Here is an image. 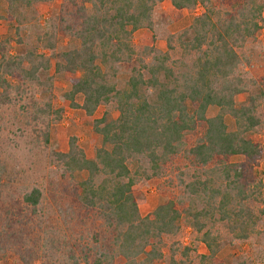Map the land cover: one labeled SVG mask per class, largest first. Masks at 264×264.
<instances>
[{
  "label": "trees",
  "instance_id": "16d2710c",
  "mask_svg": "<svg viewBox=\"0 0 264 264\" xmlns=\"http://www.w3.org/2000/svg\"><path fill=\"white\" fill-rule=\"evenodd\" d=\"M54 1L0 0L7 14L0 19L11 27L0 39V125L11 114L22 118L16 130L27 126L34 147L70 181L61 220L87 240L65 254L66 245L53 238L57 221L50 223L42 209L43 192L32 186L0 208V264L14 258L20 264H216L219 236L209 230L215 223L241 243L260 235L263 186L243 178L245 166L264 157V70L260 81L248 75L252 58H261L264 0H169L173 13L198 5L202 12L166 38L165 52L154 39L134 42L137 31L154 29L165 0H60L58 12L41 22V9ZM61 38L73 45L58 51ZM119 65L131 66L122 88ZM56 77L66 83L60 97L70 109L88 118L109 104L117 112L115 119L93 121L102 147L92 156L76 138L64 150L50 147L51 129L64 115ZM209 108L217 110L212 117ZM5 169L0 157V179ZM168 170L179 175V197L141 216L138 189ZM79 174L85 177L76 181ZM184 226L208 255L195 262L193 247L180 244L168 248L165 260L163 240Z\"/></svg>",
  "mask_w": 264,
  "mask_h": 264
},
{
  "label": "rangeland",
  "instance_id": "374dc122",
  "mask_svg": "<svg viewBox=\"0 0 264 264\" xmlns=\"http://www.w3.org/2000/svg\"><path fill=\"white\" fill-rule=\"evenodd\" d=\"M59 3L60 0H55L51 6L41 9V22L50 16H54L58 12ZM4 8V5H0V15L5 18L7 14ZM172 10L169 0L161 3L154 14V29L151 32L147 30L137 31L134 34L135 44L138 46L143 45L154 39L153 45L160 51L165 52L167 49L166 38L185 29L191 23L192 19L202 12L200 5L192 11L184 10L173 13ZM10 35V24L4 19H0V39H5ZM72 45L67 38H61L58 42L57 50H67ZM258 45L262 51L261 58H252V68H249L248 71L249 78L255 79L256 81H260L263 77L264 30L258 35ZM130 67L128 65H119V72L116 79L118 88L124 86L129 76ZM246 70L248 69L246 68ZM65 87L66 83L64 79L62 77H56L54 93L57 98V103L64 107V115L61 122L54 125L51 129L50 147L56 150H64L69 139L76 138L78 146L88 156H92L96 149L102 147L101 136L93 130V121L103 116L107 120L115 119L117 112L113 104H109L98 107L94 115L88 118L82 110L70 109L61 101L60 94ZM237 100H244V97L241 96ZM77 102L80 104L81 100ZM216 112L217 110L215 108H209L207 116L212 117ZM18 120L22 121V118L20 119L18 116L17 120H14L11 114V117L6 118L0 125V157L6 166L5 173L0 179V189L3 192L2 198L0 199V208H8L7 205L9 203L20 200V194L25 189L38 186L43 192L42 209H44L46 218L52 224H54L55 220L58 223V228L55 230L56 234L53 238L61 240L66 245L62 249L67 254L70 249L77 248L79 244H85L87 240V237L84 236V241H82V237L79 238L77 232L68 230L66 227L67 224L61 220V217L66 216L65 210L70 203V181L62 179L58 171L49 165L46 156H44L45 153L34 147L31 143V137H29L30 131L27 129V126L21 125L23 129L21 131L16 130ZM225 123L228 130H234V122L231 118L226 117ZM242 161L243 159L240 157H233L231 159L233 163ZM178 176L176 171L172 173L171 170H168L163 178L147 182L140 186L138 192L143 198L139 201L138 208L141 216H146L151 213L160 203H164L173 197H179L180 191L179 187H177ZM84 177L85 174L75 175V180L79 181ZM243 179L250 185L256 184L258 180H261L263 186L261 189L262 200L258 203V208L264 209V157L258 165L248 164L245 166ZM13 208H15V204ZM255 228L261 234L251 238L247 242L241 243L233 238L226 227L222 226V224L215 223L209 230L212 234L219 236V249L215 257L216 264H235L237 261L243 259L249 260L251 264H264V215L260 216V222L257 223ZM85 230L89 231L90 229L87 228ZM163 241L166 246L162 249L165 260H167L169 255L168 248L170 246L178 247L180 244L193 247L190 258L195 262L198 261V256L208 255V250L205 246L195 241V234L189 227L184 226L177 237L166 238ZM42 242L43 240H39L35 246L42 250ZM35 246L34 248H36ZM75 256H79V253H76ZM9 264H20V262L17 258H14L9 261Z\"/></svg>",
  "mask_w": 264,
  "mask_h": 264
}]
</instances>
